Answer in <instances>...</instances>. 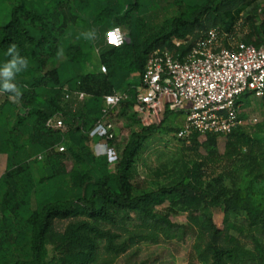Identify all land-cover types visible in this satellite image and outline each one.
<instances>
[{"label": "trees", "instance_id": "obj_1", "mask_svg": "<svg viewBox=\"0 0 264 264\" xmlns=\"http://www.w3.org/2000/svg\"><path fill=\"white\" fill-rule=\"evenodd\" d=\"M29 1L26 5L17 2L10 20L0 23V65L10 59L5 53L12 43L30 61L15 81L23 93L20 105L8 98L0 106V156L6 157L0 176V264H96L100 250L118 257L141 242L183 241L196 235L205 239L196 248L204 264H264L260 241L264 239V211L251 201L234 195L221 202L222 228L211 214L202 213L213 201L196 172L174 185L135 195L130 172L148 134L158 126L143 127L131 135L112 173L107 165L96 163L94 152L82 143L84 132L108 118L104 117L105 96L124 92L128 98L120 107L134 108L137 87L152 52L167 49L182 59L212 29L238 38L243 34L239 38L243 43L261 46L264 9L259 11L255 5L259 0H174L179 14L148 36L143 32L145 21L131 17L140 7L139 0H59L55 6L54 0H34L37 9ZM73 6L83 20L91 22L97 37L101 27L107 31L127 26L124 45L112 48L101 38L68 45V11ZM173 39L185 43L176 47ZM96 43L103 44L98 61L106 73L88 67ZM61 49L66 59L47 69L48 60ZM74 93L84 96L79 107L66 102V96ZM242 98L246 117L250 102L248 95ZM57 114L62 115L65 132L46 126ZM172 115L182 113L166 111L160 125L169 128ZM244 131L240 127L227 137L251 156L257 145ZM205 136L203 145L212 149L223 135ZM198 137L189 140L196 142ZM107 139L112 147L113 138ZM59 145L65 147L64 152L48 153ZM40 155L45 157L43 161L37 159ZM164 205L168 210L158 211ZM174 211L187 213L185 225L171 222ZM243 213L250 232L257 234L251 235L250 250L231 233L239 229L230 222V215ZM133 221L138 229L124 236L127 224Z\"/></svg>", "mask_w": 264, "mask_h": 264}, {"label": "rangeland", "instance_id": "obj_2", "mask_svg": "<svg viewBox=\"0 0 264 264\" xmlns=\"http://www.w3.org/2000/svg\"><path fill=\"white\" fill-rule=\"evenodd\" d=\"M58 1L54 0L52 6H55ZM17 2L28 4V0H0V23L4 24L10 20L13 8L18 5ZM139 2V9L133 10L131 17H140L145 21L146 27L143 31L145 36L159 32L166 25L168 19L179 14L174 0H139ZM29 5H32V9L38 8L34 0L29 1ZM255 5L259 11L263 10L264 0H259ZM68 13L71 20L68 24L70 32L67 37L72 40L69 39L67 44L70 45L71 42L75 44L76 41L83 43L85 39L81 33L92 29V24L83 20L82 13L79 9L77 11L76 6H73V9H70ZM120 27L125 34H128L127 26ZM99 31V36L95 41L98 42L101 38L104 44L106 28L101 27ZM241 37L243 34L239 35L240 39ZM239 38L237 37L236 40ZM103 44L93 45L91 49V53L94 54L93 63L88 66L90 70L101 71L102 65L98 58L102 51L99 47ZM65 59L64 54L50 58L47 62V69L57 67ZM8 98V94H0V106ZM83 100L84 96L76 93L66 96V102L72 103L73 106L79 107ZM250 101L248 115L258 121L255 125L244 127V132L257 145V150L251 156L247 155L246 150L239 149L227 135L219 136L215 148L212 149L203 145L206 136H199L196 142L189 139H178L176 133L182 125L180 115L170 116L169 128H166V125H160L164 113L156 117L141 118L133 108L124 110L122 107L113 108L108 114V118L102 123H97L90 131L84 132L82 143L94 152L95 162L102 166L107 165L108 170L112 173L131 135L143 127L158 126L148 134L130 172L135 195L150 193L162 187L174 185L196 172L198 179H201L203 183V189L212 196L213 201V204L207 210L203 209L202 213L204 215L211 214L215 223L223 228L224 206L221 202L234 195H237L240 200L251 201L264 211V112L258 100L251 97ZM108 123L113 126L112 147L109 146L107 139L106 125ZM44 159L43 156L39 161ZM5 167L6 157L0 156V176L4 173ZM66 167L70 169V162L66 163ZM167 207V205L161 206L158 211H166ZM32 208H36L35 200H33ZM170 220L174 224L185 225L187 213L174 211ZM246 221L244 213L230 215V222L239 229V231L232 230V235L237 236L243 247L250 250L253 248L251 235L257 236V234L250 232ZM66 224L64 223L62 226ZM137 225L136 221L127 224L124 236L128 231L137 230ZM203 241L205 242L204 238L200 239L196 235L186 237L183 241L162 239L159 243L141 242L118 257L109 256L100 250L96 264H204L196 254L197 245L203 244ZM260 241L264 245V239L260 238ZM49 254L52 256L51 247Z\"/></svg>", "mask_w": 264, "mask_h": 264}, {"label": "built area", "instance_id": "obj_3", "mask_svg": "<svg viewBox=\"0 0 264 264\" xmlns=\"http://www.w3.org/2000/svg\"><path fill=\"white\" fill-rule=\"evenodd\" d=\"M117 28L123 42L119 46L110 45L106 33ZM236 38L212 29L182 59L167 49L152 52L137 87L133 109L138 117H156L166 111L181 112L184 122L176 136L184 140L193 135H230L240 127L255 125L256 118L244 117V103L240 101L248 95L251 103L253 97L263 104L264 112V43L256 47ZM125 41V33L120 27L105 32V43L109 47L120 48ZM172 42L176 47L185 43L176 39ZM101 72H107L105 66H101ZM127 98L124 92L105 96L104 117ZM46 126L62 132L67 130L61 114L50 118ZM106 129L108 138H113L112 124L108 123ZM53 150L62 153L65 147L56 146L48 153ZM42 158L43 155L38 156V160Z\"/></svg>", "mask_w": 264, "mask_h": 264}, {"label": "clouds", "instance_id": "obj_4", "mask_svg": "<svg viewBox=\"0 0 264 264\" xmlns=\"http://www.w3.org/2000/svg\"><path fill=\"white\" fill-rule=\"evenodd\" d=\"M81 36L88 41H95L97 39V32L95 29H90L81 33ZM108 43L110 45L119 46V43L123 42V36L120 35L119 28L109 30L106 33ZM59 55L63 54V50H59ZM7 59L2 65H0V94H8L9 98L14 102H18L23 93L15 82L19 73L26 71L29 68L30 61L27 57L20 54L18 45L12 43L7 48L5 53Z\"/></svg>", "mask_w": 264, "mask_h": 264}, {"label": "crops", "instance_id": "obj_5", "mask_svg": "<svg viewBox=\"0 0 264 264\" xmlns=\"http://www.w3.org/2000/svg\"><path fill=\"white\" fill-rule=\"evenodd\" d=\"M91 71L100 72L98 69H93V70H91ZM180 116H181V120H182V123H181V124H183V122H184V115L182 114V115H180Z\"/></svg>", "mask_w": 264, "mask_h": 264}]
</instances>
